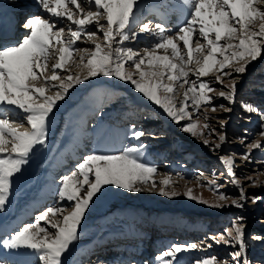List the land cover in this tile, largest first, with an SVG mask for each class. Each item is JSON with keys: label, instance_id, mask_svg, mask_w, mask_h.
Masks as SVG:
<instances>
[{"label": "snow or ice", "instance_id": "1", "mask_svg": "<svg viewBox=\"0 0 264 264\" xmlns=\"http://www.w3.org/2000/svg\"><path fill=\"white\" fill-rule=\"evenodd\" d=\"M36 3L49 18L28 15L19 25L24 29L22 37L15 43L0 42V213L8 211L14 187L36 155L37 146L47 145L60 102L70 97L74 85L86 80L109 77L128 82L177 124L187 121L181 130L201 139L213 151L228 142L227 136L220 133L217 134L219 142L204 138L199 119L193 120L192 112L188 110L189 103L195 106L197 113L202 106L211 105L214 97L208 93L217 91L213 84L221 85L217 93L219 97L230 105L237 103V79L246 73L251 62L264 55V0H174L171 4L161 3L159 7H168L185 15L184 22L173 34H169L164 23L153 24L151 20L140 23L144 0H36ZM153 10L159 12L155 6ZM65 19L69 22L67 34L63 26H58V22ZM93 25L95 30H89ZM137 26L139 32L135 30ZM142 33L157 37V42L142 50L126 45ZM98 34L103 36V45L93 39ZM82 37L92 42L91 48L77 47ZM81 52L85 55L79 56L73 65L81 72H73L67 65L73 60L74 53ZM193 64L199 67H191ZM126 66L135 71H128ZM49 68L51 75L47 74ZM154 68L162 70L154 71ZM85 69L86 74H83ZM213 70L220 73L214 81L201 79ZM190 73L195 79H189ZM136 76L139 78H134ZM224 77H231V82L225 84ZM37 80H43L42 87L32 83ZM165 80L173 83H165ZM181 88L185 89L184 99L178 106L176 94ZM49 91L55 94L47 95ZM240 105L247 113L260 117L259 135L264 137V109L248 101H240ZM219 107L231 111L223 104ZM211 110L215 112L217 108L213 106ZM25 122L30 131H20ZM131 127L132 137L138 141L149 135L136 125ZM220 127H225L224 122ZM203 128L210 126L204 124ZM244 139L241 138V143ZM145 147L140 144L117 152L94 150L86 155L74 171L62 177L58 198L60 202L67 201L66 206L49 207L35 218V223H25L0 237V248L19 257L11 262L0 257V264H35L32 256L38 257L39 264H67L65 257L81 238L86 213L106 186L131 193L155 190L165 197L180 195L170 188V176L159 182L153 179L159 174L158 167L145 159L142 154ZM254 149H264L260 139L247 144L242 160L251 162ZM219 159L231 183L238 188V197L233 199L220 192L221 186L215 180L208 182L210 190L217 192V200L213 203L194 196L191 188L184 194L213 208L234 206L242 209L249 197L235 172V154L222 155ZM259 176H264V172L256 178H246L250 187L264 186ZM199 178H203V173ZM251 199L255 203L259 198ZM210 239L217 245L235 249L229 253L231 260L210 256L192 264H253L248 254L243 217L231 221L230 227ZM252 239L264 241V236ZM211 246L203 242L173 244L156 259L158 264H180L178 254ZM75 264L82 262L76 261Z\"/></svg>", "mask_w": 264, "mask_h": 264}, {"label": "rangeland", "instance_id": "2", "mask_svg": "<svg viewBox=\"0 0 264 264\" xmlns=\"http://www.w3.org/2000/svg\"><path fill=\"white\" fill-rule=\"evenodd\" d=\"M156 2L158 3L160 0H156ZM4 4L6 5V3ZM69 7L73 6L69 5ZM84 7L87 10V6L85 5ZM73 10L75 11L74 8ZM144 13L145 12L143 11L141 15H144ZM40 14H42V12ZM145 15L144 18L142 17L143 20L140 19V23L145 22L152 16L151 14V16L148 14L147 16ZM59 25L65 28V33L67 34L69 25L66 23L63 24V22H59L58 26ZM93 29L95 30V26H90L89 30ZM135 30L139 32V26H137ZM93 39L96 43H100L101 45L104 44L102 34H98ZM81 40H83V43L78 41V47H92V42L87 41L86 37H82ZM129 42L130 43L126 44L128 47H132L135 50L144 49L142 47H136L133 40ZM151 43L155 44V42ZM74 54L73 59H75V61L79 60V56L85 55L83 52ZM53 55H56L55 51H53ZM126 67L130 72L135 71L134 68ZM191 67L197 68L199 65L193 64ZM71 69L73 72H81V69L77 67H72ZM152 70L161 71L162 69L154 68ZM47 74L51 75V68H49ZM83 74H86V69L83 71ZM219 74V72H211L209 76L202 77L201 79L214 81L215 76ZM134 78L139 77L136 76ZM192 78L195 79V76L190 73L189 79ZM164 82L169 84L173 83L168 80H165ZM230 82L231 77H224L225 84ZM32 83L37 87L43 86L41 80L33 81ZM212 86L217 90L216 92L208 93L209 96L214 97L212 104L202 106L200 112L197 113L195 111V106L189 103L188 110L192 112L193 120L199 119L201 130L205 133L204 138L209 139L210 142H219L217 139L218 133L227 136L228 142L224 144L221 149L216 151L205 146L201 139L193 137L189 133L181 130L187 121H182L177 124L168 117L159 106L135 91L133 86L128 82H123L116 78L96 77L86 80L82 84L74 85V87L70 89V97L66 98L65 101H61L59 111L55 112V122L50 127L47 145L44 147L37 146L38 150L36 155L32 158L23 177H21L18 182H21L22 188L30 185L26 182L22 183L26 178L29 177L31 182H34L38 177L40 169L41 171H45L43 168L45 167L44 164L46 160L50 154H53L58 148V139L56 140L58 133L63 132L64 126L70 120V116L71 118H74L75 116L82 114L81 111H84V108L87 107L88 104L98 102L95 106L99 104H110L104 111L106 115L101 112L102 114L99 116L100 122L106 123L109 126V123L115 125L117 122L115 121L116 119H111L112 114H124L127 111L130 112L132 109H141V111L137 110L133 112L138 113V126L140 129L143 128L144 131L146 125H151L149 124L150 121L152 124L154 122L157 123V120H150L152 117H159L158 122L164 117L168 119V124H164L163 122H160L161 124H153L155 127H151L150 130H147L148 132L145 131L149 133V135L146 136L148 141L150 140L149 136L152 137L159 135H161L162 140H159L160 142L154 140L145 143L147 141L146 139L143 141V145L146 146L148 153L151 154L147 155V158H151L150 163L155 164L158 167L159 174L154 176L157 178L164 177L165 175L170 176L172 180L170 188H174L181 194L175 197H165L159 194L158 191L153 190L151 192L145 191L140 193L130 192L126 194L125 197H119L118 199L111 198L110 204L103 203L98 209H94V214L89 217V223L81 226L80 240L72 247L71 252L65 257L67 264H72L73 259H76L79 252L78 250H80L83 243L90 242L96 238H103L98 236L99 234H105L106 237L110 236L106 235V233L109 234L108 232H110V230H116L119 225H126L128 220L133 224L129 227H138L145 223H157L167 225L170 228V224L175 223L173 224V228L180 227L183 230L185 229V232L190 230L195 234L197 239H190V241L195 240L193 243L203 242L212 245L210 248L205 247L201 249L202 251H205H203L204 254H199L198 256L195 255V257L192 255L193 257L189 264H192V262L197 259L210 256L231 260L229 253L235 249L224 245H217L210 239V237L219 235L226 227L231 226V221L238 217H243L244 224L246 225L249 243V258L253 261V264H264V241L252 239L254 236H264V186L250 187V181L246 179L249 176L256 178L260 172H264V149H254L251 162L242 160L247 144L255 139H260L262 144H264V137L259 135L262 121L257 114L247 113L240 105V101H248L264 109V55L256 61L251 62L247 66L246 73L240 75L237 79L238 95L236 104L230 105L228 101L217 95L221 90V85L213 84ZM176 87L178 88L179 85L177 84ZM185 88H187V85H185ZM97 89H99L97 93H94ZM184 90V88H181L179 89L178 94H176V102L178 106L184 99ZM46 94L54 95L55 93L54 91H49ZM165 94L173 95L168 93ZM222 104L226 107H230L231 111L221 109L219 106ZM213 106L217 108L215 112L211 110ZM96 113L97 111L93 108L92 114L95 115ZM205 116L207 119H205ZM221 122H224V128L220 127ZM204 124L209 125L210 128H203ZM116 126L121 128L118 124ZM93 127L98 129V124L95 126L93 123L90 126L92 130H95ZM139 127H137V129H139ZM20 130L30 131L29 125L25 122ZM210 131L211 135H209ZM241 138H246L243 143H241ZM54 140H56V145H54ZM233 154H235L237 164L235 169L237 178L242 184H244L249 197L242 209L234 206L225 207L223 209L213 208L207 204L201 203L200 199L193 200L184 194L188 188H191L194 196L207 200L209 203H213L217 200V192L215 190H210L211 186L208 182L215 180V182L221 186L219 189L220 192L226 193L233 199L237 198L239 190L231 183L230 178L227 176L219 159L222 155ZM200 173H203V178H199ZM213 173H215V175H213ZM259 179L264 181V176H259ZM35 183L36 182L30 187L24 189L25 192L30 190ZM35 185H37V183ZM201 185L204 186L202 187ZM39 190L41 191L42 187L33 190L31 195H23L20 200L18 198L14 207H12L13 203H11L8 211H6L8 213L4 221L6 222L13 216L16 208L20 207V209H22L24 207L23 204L28 202L27 200L29 198H36ZM252 197H258L259 199L257 202L253 203L251 199ZM10 199L16 200V197L12 195ZM228 203L231 204V201L229 200ZM66 205L67 204L63 206ZM42 209L43 207L38 208L33 212L35 218L38 214H41L40 212ZM100 214H103L102 217H100ZM116 217H123L125 219H114ZM98 219H101L100 222H97ZM28 223H35V219L28 220ZM41 224L43 223L41 222ZM107 227L110 229H106ZM181 262L186 263V261Z\"/></svg>", "mask_w": 264, "mask_h": 264}, {"label": "bare ground", "instance_id": "3", "mask_svg": "<svg viewBox=\"0 0 264 264\" xmlns=\"http://www.w3.org/2000/svg\"><path fill=\"white\" fill-rule=\"evenodd\" d=\"M173 2H174V0H160V2H158V3L156 2V0H144V4H145L144 15L145 14H151V15L153 14L151 17H149L147 19V20L152 19L151 21L154 22L153 24L163 23L159 20V18H160L159 16H162L161 12L151 13V11L155 5H160L161 3L171 4ZM4 3H6V5ZM27 9L30 10L29 12L31 14L43 15L46 19L49 18L44 13L43 9L36 3V0H0V15H6V14H10V13L17 12V11L23 12V11H26ZM40 9H41V11H40ZM37 11H38V14L35 13ZM41 12H42V14H40ZM144 15H140L141 20H143ZM184 19H185L184 14H181L180 15V21H175V23L173 25H171L169 23H164L166 25V27L169 29V34H173L179 28V26L184 22ZM59 22H63V24L66 23L69 25V22L66 19L61 20ZM74 27L75 26H73V29H74ZM92 27H94V25ZM89 29H90V27H89ZM17 31H23V28H19V29H17ZM157 39L158 38L153 36V35H148V34L142 35L141 34V35H138V37L133 41H134V44H136V47L147 48V47L153 45V43H151V42L156 43ZM79 42L83 43V40H80ZM128 43H130V42H126V44H128ZM77 47H78V45H77ZM52 62H54V61H52ZM74 62H76L75 59L69 61L67 67H69V68L74 67L73 66ZM212 72H218V71L213 70ZM41 81L43 82V80H41ZM98 90L99 89L94 91V93H97ZM96 103H98V102L88 104L87 107L84 108V111H81L82 114L77 115L74 118H71V116H70V120L65 125L66 127L64 126L63 132L60 131L61 133H58V136L56 138V140L58 139L57 140L58 148L52 154V156L48 160V163L46 165H44L45 167L43 169H45V171H43V170L41 171L40 178H38L36 181L37 185H35L36 184L35 183L33 185L34 187L32 186V188L30 190H28L27 192H25V190L22 188L21 183H18L15 186L14 193L18 195L19 200L22 198L23 195H26V196L31 195L33 190H36L38 187H42V190L41 191L39 190L37 198L32 197V198H29L27 200V201L31 200L30 203L28 204V207L25 206L27 203L26 202L25 204H23L24 207L22 209H20V207L16 208L13 216L9 220H7L6 222L4 221V219L7 217L8 212L0 213V237H2L6 233H10L14 229H18L19 221H23V220H26L27 218H29V215H28V212L26 211V208H30V210L32 212L34 209L38 208L39 206H41L42 204H44L45 202L50 200L53 197V195H56V194L58 195V188L61 184L62 177L64 175H67V174L71 173L72 171H74L76 169V165L78 163L82 162L83 158L86 155L93 152V151L88 152V150H90V147L83 149L81 146H78V145L84 143L85 140L91 141L92 139H99L100 142L104 145L103 147H101L99 149V151L117 152V151H119L125 147H135V146H138L140 144H143V141L147 139V137H144L138 141L132 137V134H131L132 129L126 130L125 127L118 128V126H116L117 124H115V125L110 124V126H109L106 123L100 122L99 116L102 114L101 112H103V114H105L104 111L106 110V108L110 104H102V105L99 104V105L95 106ZM93 108H95V110L97 111V113L95 115L92 114ZM137 110L138 109H134V110L132 109L130 112L127 111L124 114L123 113L122 114L121 113L112 114L111 119L112 120L116 119L115 121L124 120L126 117H128L129 114H132V111H137ZM22 118H23V116L21 114V119ZM88 122H91V124L89 125ZM98 122H100V123H98ZM159 122H161V120ZM159 122L157 120V123H159ZM87 123H88V127L85 126ZM93 123L95 126L98 124V129H97L98 133L93 132L94 130H92L90 128V126ZM149 124H151L152 126L151 125L147 126L145 128V131L150 130L151 127H155V126H153V124H156V123L154 122L152 124V122L150 121ZM81 125H82V127L79 128V126H81ZM20 131H25V130H20ZM69 131H71V132L75 131V136L70 141L65 143L66 141H63L62 139L64 137H66V134H68ZM93 136H95V137L93 138ZM149 137H150V140L148 141V139H147V141L145 143L152 142L154 140H158V141L162 140L161 135L152 136V137L149 136ZM85 145H87V144H85ZM82 149H83V151L81 152ZM68 151H76L79 154V156L77 158L75 157V159H74L75 160L74 167L67 169V166H66V168H64L67 163H63L61 165L62 162H60V158L65 156L64 154L67 153ZM142 154L144 155L145 159L150 163L151 159L147 158V155L150 153H148V150L146 147L144 148ZM54 164L58 167V169H56ZM70 164H73V163L71 162ZM165 177H166V175L164 177H159V178L153 176V179L156 181H160V180L164 179ZM192 187H194V186H192ZM128 193H130V192H128L127 190L118 189V188H115L114 186H106L105 190H103V194L99 195L98 199H94V203L90 206V209L86 213L85 219L82 222V226L89 223L88 222L90 220L89 217L94 214V212H95L94 209H98V207L101 206L103 203L110 204L111 198L118 199L119 197H125V195ZM23 202H21V203H23ZM65 204H67V201H65V202L59 201L58 204H53V206L54 207L57 205L63 206ZM23 205H21V206H23ZM57 219H59V216L57 217ZM164 226L165 225L156 223V231L160 232V233H165L167 240H168V237L172 234V232L168 229H165ZM129 228H134V230L139 232V235L137 236L138 238H139V236H141V234H148L151 231L150 223H145V224L139 225L138 227H129ZM185 231L183 232L186 235L185 237L184 236H181L180 238L173 237L174 241L172 243L170 241V243H171L170 245H173V244H183V245L190 244V242L187 240V238L192 239V238H194L195 234H193L190 230L187 231L186 233H185ZM122 237H123V234H117L116 236L109 237L108 239L97 238V239H100L99 240L100 246L97 244V239L91 240L90 242L83 243L80 247V250L77 254L76 259L75 258L73 259L72 264H75L76 261H81L82 264H100L101 261H98V262L93 261L92 262V259L90 260V262H87L89 256L92 254V252L96 249L97 250L96 256H98L105 249H108L110 247H115V245H112L115 243V242H113V240L120 239ZM162 237H164V236H162ZM150 238H151V236H150ZM196 239H197V237H196ZM159 240H162V238H160ZM194 241H191V243H193ZM170 245H169V247H170ZM101 247H103V249ZM152 251L153 252L155 251V247L152 248ZM164 251H165V249H164ZM197 251H202V250L185 251V252L178 254V259H179L180 264H187V263L189 264L191 261V258L193 257L192 255H194V257H195V255L198 256L199 254L200 255L204 254L203 253L204 250L202 252H197ZM194 252H195V254H194ZM161 253L162 252H159L155 256L158 257V256L162 255ZM0 257H2L5 260H8V261H10V260L13 261V260L19 259V257L16 256V254L14 252H10L9 250L2 249V248H0ZM30 258L35 261V264H39L38 257L32 256ZM145 260L147 261L146 258H145ZM181 261H186V263L181 262ZM103 262L105 263V261H103ZM116 263L117 264H123L121 262H116ZM116 263H114V264H116ZM131 264H138V263L133 262ZM154 264H158V262L156 261Z\"/></svg>", "mask_w": 264, "mask_h": 264}]
</instances>
